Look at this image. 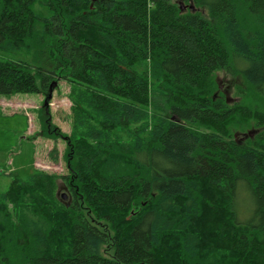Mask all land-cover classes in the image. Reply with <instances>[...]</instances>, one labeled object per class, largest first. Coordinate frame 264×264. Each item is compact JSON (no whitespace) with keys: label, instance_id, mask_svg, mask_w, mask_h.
<instances>
[{"label":"trees","instance_id":"1","mask_svg":"<svg viewBox=\"0 0 264 264\" xmlns=\"http://www.w3.org/2000/svg\"><path fill=\"white\" fill-rule=\"evenodd\" d=\"M181 1L0 0V97L70 85L65 173L0 194V264H264V0Z\"/></svg>","mask_w":264,"mask_h":264},{"label":"rangeland","instance_id":"2","mask_svg":"<svg viewBox=\"0 0 264 264\" xmlns=\"http://www.w3.org/2000/svg\"><path fill=\"white\" fill-rule=\"evenodd\" d=\"M180 5L182 9H189L191 4L180 0ZM190 10L195 11L194 8ZM33 11L44 18L50 16V12L42 5V0H35ZM48 53L42 61L43 65L50 59ZM12 57L35 64L31 60V54L22 51ZM214 80L217 87H220L218 92L225 96L230 105L248 100L246 94L238 92V87L246 91L240 76L217 71ZM57 81L50 82L47 91L43 93H19L0 97V194L7 190L14 178L26 180L35 169L47 173H65L68 145L64 136L70 133V85L62 79ZM36 84L41 87L39 77ZM230 130L233 139L241 143L248 138L252 139L256 134L250 127L243 130L232 126ZM250 132L252 135H249ZM119 134L125 138L124 130L119 131ZM63 194L66 195L65 191ZM239 196L237 209L240 212L239 220L243 221L249 216L245 211H248V207L251 210L254 203L247 192H242Z\"/></svg>","mask_w":264,"mask_h":264},{"label":"flooded vegetation","instance_id":"3","mask_svg":"<svg viewBox=\"0 0 264 264\" xmlns=\"http://www.w3.org/2000/svg\"><path fill=\"white\" fill-rule=\"evenodd\" d=\"M190 11V9H183V12ZM220 88V87H218ZM220 91V90H219ZM226 102L229 104L228 100L225 98ZM61 189V188H60ZM64 189V188H63ZM61 191V190H60ZM63 196V193L61 194V197ZM63 198V197H62ZM66 199V196L63 198Z\"/></svg>","mask_w":264,"mask_h":264},{"label":"water","instance_id":"4","mask_svg":"<svg viewBox=\"0 0 264 264\" xmlns=\"http://www.w3.org/2000/svg\"><path fill=\"white\" fill-rule=\"evenodd\" d=\"M192 8H193V6L190 5V8L189 9H192ZM180 10L181 11L183 10L181 5H180ZM249 135H252V133L250 132ZM62 197L64 198L65 197V194H63ZM67 206H68V204H67Z\"/></svg>","mask_w":264,"mask_h":264}]
</instances>
